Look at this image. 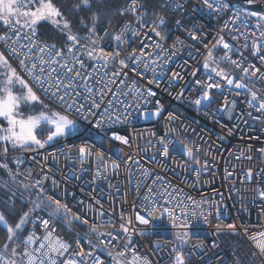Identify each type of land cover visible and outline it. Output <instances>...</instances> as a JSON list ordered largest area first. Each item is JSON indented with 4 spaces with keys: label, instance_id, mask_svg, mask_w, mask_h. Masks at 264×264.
<instances>
[{
    "label": "built area",
    "instance_id": "obj_1",
    "mask_svg": "<svg viewBox=\"0 0 264 264\" xmlns=\"http://www.w3.org/2000/svg\"><path fill=\"white\" fill-rule=\"evenodd\" d=\"M153 1L155 6L151 7L152 5L141 0H126L114 29L100 23L93 36L96 47L103 48L105 52L119 51V58L110 62L105 69L103 61L94 68V62L85 57L86 69L82 70L85 75L93 72L95 78H99L105 71L111 75L112 72L121 70L119 59H126L133 49L140 55V48L148 45L145 51L152 55L143 56L142 59L154 61L156 67L145 70L143 64H138L137 71L134 72L131 62L126 60L129 67L122 71L127 72V76L121 75L115 80L117 85L119 80H126L124 85L119 86L121 92H129V85L133 81L135 87L142 90L150 88L156 93L155 96L148 97L150 102L144 105L141 103L144 97L137 100L134 94L126 97L121 95L119 99L141 104V107L129 109L131 114L127 116L126 122H123L122 117L121 123L107 125L111 131L106 134L101 132L99 137L96 133L100 130L93 128V116L85 112L87 119H82L75 113H68L76 121L80 134L61 137L45 144L43 148L11 149L6 156L2 150L0 163L7 158L21 178L33 185L37 180L42 181L43 189L52 198L59 199L72 212L80 215L81 222L87 219L88 223H83V232L70 229L69 236L58 233L57 226L62 218L50 221L49 228H55L54 236L71 245L69 252L58 258V264L71 258L73 252L81 250L93 253L84 264H92L94 257H99L102 264H115L113 257L124 264H132L133 253L138 258L137 264H142L145 258L149 264H175L177 252L182 254L185 264H237L217 235L218 231L233 230L228 228L229 224L235 226L234 230L251 253H256L254 257L257 261L264 264V256L260 255L255 242L250 239L255 234L264 232V199L256 191L257 188L264 190V152H261L264 149V113L250 108L247 103L249 93L245 89L229 87L226 81L214 74L212 82L221 83L222 88L209 90L212 97L211 108H198L190 102L203 91L196 81L209 82L203 64L208 49L221 37L232 46L229 51L231 59L239 61L241 66L237 68L228 62L213 64L210 61L212 67L224 69L233 79H240L245 75L243 68H249L250 73L254 71L252 65L264 72V62L260 59L264 55V39L260 36L264 32V19H256L251 15L254 12L245 9L242 12L246 15L237 17L233 7L219 12H209L206 9L201 11L202 0ZM222 2L227 3L224 0ZM177 4L183 7L177 9ZM134 6L136 11L132 10ZM161 17L165 24L157 27V31L165 35L164 40H160L151 31ZM177 21L180 23L177 24ZM141 24L145 27L141 28ZM124 28H127L125 43L117 45L113 37ZM5 33L12 35L0 23V35ZM191 34H195L197 39L193 40ZM33 39L37 41L33 55L38 52L39 46L54 44L37 35ZM153 41L168 50L164 56H160V50L154 47ZM254 41L261 48L255 55L252 47ZM28 42L20 40L17 47ZM67 46V42L63 47L56 45L57 48L64 49ZM0 52H4L17 72L24 76L19 61L9 55L3 41H0ZM224 52L223 46L218 45L213 50V57L219 58ZM167 57H171V60L165 64ZM96 68H99V73ZM194 70L197 71L196 76L192 75ZM173 73H179L182 79L170 84ZM24 78L27 79L26 76ZM150 80L154 82L149 83ZM243 83L249 87L255 83L256 88L253 90H258V96L264 97V83L255 77L245 78ZM185 86L186 90L177 99ZM110 87L113 92L118 90L115 85ZM237 92L240 94L237 95ZM37 95L48 106L62 110L61 106L50 101L39 90ZM108 99L114 98L108 96L105 101ZM157 101L162 111L159 115L152 116ZM114 107L118 109V113H109L113 118L116 114H124L120 105ZM249 111L252 112L251 116L247 114ZM141 113H148V118ZM170 114L174 119L169 120ZM173 129L175 131L168 136L173 141L170 153L167 157H161L159 138ZM112 131L126 136L129 143L123 144L113 139ZM181 141L194 149L193 157L184 154ZM81 146H87L89 150L83 160L79 153ZM98 153H102V158L98 157ZM17 159L21 161L19 166L15 162ZM196 160L200 161L199 165ZM113 162L116 166H113ZM144 169L149 170L147 178L143 175ZM249 169L252 170L251 179L247 175ZM157 176L163 180L156 181ZM149 187L156 195L148 192ZM165 191L169 197L175 196L176 199L171 203L167 202V198L160 195ZM146 195L149 200L155 201V205L144 199ZM189 196L201 206L196 208L187 199ZM179 201H183L182 209L176 207ZM164 208L173 210L175 215L169 217L163 212ZM148 211H153L156 218L148 217ZM192 211L197 216L191 218L189 227H173V224L180 225L183 222L177 219L181 212L190 217ZM137 212L149 219V224L139 223L136 220ZM35 216L49 218L47 212L43 211H36ZM93 224L100 228L95 241L88 235ZM121 224L128 228L127 233L120 228ZM33 227L37 236L44 234L39 221L35 225L29 222L22 238ZM109 232L112 236L107 235ZM184 232L190 235L187 242L181 244L177 236ZM116 236L119 238L113 239ZM125 244L128 245L127 248L124 247ZM23 251L24 245L21 244V254ZM121 251L125 253L122 257L118 255Z\"/></svg>",
    "mask_w": 264,
    "mask_h": 264
},
{
    "label": "snow or ice",
    "instance_id": "obj_2",
    "mask_svg": "<svg viewBox=\"0 0 264 264\" xmlns=\"http://www.w3.org/2000/svg\"><path fill=\"white\" fill-rule=\"evenodd\" d=\"M203 8L209 12H219L228 9L231 7L228 3H223L222 0H202ZM249 4L253 3V0H247ZM81 7H84L86 10L90 9L91 4L90 0H81L80 5H75L72 9L73 11H79ZM142 7V5L140 6ZM180 4L176 5V8H182ZM133 11H136L137 8L134 6ZM235 16L239 17L240 15H246L240 10L234 9ZM251 15H256L251 13ZM99 16L97 13H93L90 17L91 26L83 18L80 20L82 27L88 28V34L84 37H81L78 33L72 32L71 23L64 18L62 12L57 8L52 0H0V23L5 26L12 35L5 33L0 35V41H3L7 51L10 56L16 58L19 61L21 70L24 72V76H21L15 67L9 62L8 57L5 56L4 52H0V120L6 122L7 126L4 127L0 124V142L5 144L3 148V153L6 156L8 152V145L13 149H31L32 146L37 148H43L45 144H48L59 137L67 136L70 134H80V129L77 126L75 120L71 119L68 113H75L79 115L82 119H87L85 112L88 115L93 116L95 123L93 124L94 129H99L100 132H97V137L100 136V133H107L111 131L107 125L117 124L127 121V116L131 113L128 112L131 108H140L141 104H132L130 101H124L119 99L121 95L128 96L129 94H134L136 99L139 100L141 97H144L142 104L147 105L150 101L148 97L155 96L156 93L149 89L142 90L139 87H135V81L129 85V92L119 91V86L124 85L126 80H119V84H116L115 78L120 77L121 75L127 76V72L122 70L129 67L130 61L132 65V70L137 71V65L143 64L145 70L149 67L155 68L156 64L154 61H145L142 59L143 56H150L152 53H147L145 49L148 45L140 48V55L136 54V50L133 49L127 54L126 59H119V64L121 70L112 72L111 75L105 71L99 78H95L93 72H88L85 75L82 70L86 69V63L84 58L87 57L89 61L94 62L93 67L95 68L96 64L100 61H103V67L107 69V66L110 62L115 61L119 58V51L116 52H105L103 48L96 47V39H93V36L96 33V22ZM264 19V17H258V20ZM45 21H50L61 33L66 35L67 48H57L55 44H43L39 46L38 52L32 53L35 51L37 46V41L33 39L37 35L38 26ZM180 22L177 21V24ZM165 20L161 17L158 19L157 26L153 27L151 31L160 38V40L165 39L160 31H157V27L163 26ZM145 27L144 24H141V28ZM28 31L25 32L24 30ZM139 35L140 33H134ZM127 35V28L121 29L118 35H115L113 39L117 42V45L125 43V36ZM13 36L15 39H13ZM261 39H264V32L260 34ZM193 40L197 39L195 34H191ZM86 41V43H81V40ZM20 40L29 41L28 43L20 44ZM154 47L160 50V56H164L168 51L164 49L162 45L156 41H153ZM222 45L225 49V52L219 58L213 57V50L218 46ZM254 52L257 54L261 51V48L258 47L257 43L254 41L252 45ZM232 46L225 42L223 37H221L212 48L208 49V55L205 58L203 67L208 76V81L197 80L196 84L200 85L203 88L202 94L197 97L195 100L190 101L198 108L203 107L206 109L211 108L212 97L209 90L212 88L220 89L222 88L221 83L212 82L215 77L220 78L222 81H226L229 87L234 86L235 89H245L249 93V98L247 103L250 108L254 109L258 113H264V97L258 96V90H253L256 88V84L253 83L252 87H249L248 84L243 83L245 78L255 77L260 82L264 83V72H261L260 69H256L254 65L251 68L255 69L250 73L249 68H243L244 76H241L240 79H233L232 75L227 73L224 69L219 67H212L210 61L213 64L228 62L232 65H235L239 68L240 62L237 60H232L229 56V51ZM28 49V51H24ZM175 55V53H173ZM23 57V58H21ZM160 57L158 56L157 59ZM261 61L264 62V55L260 57ZM171 60V57H167L164 63H168ZM96 72L99 73V68H96ZM197 71L192 72L193 76H196ZM214 74V76H213ZM106 77V78H105ZM182 77L179 73H173L170 78L169 83L179 82ZM83 81V83H80ZM154 81H149L153 83ZM112 85L117 87V91L113 92L111 90ZM37 90L42 92L50 101L55 102L57 105L61 106V111L50 110L47 105H43L40 96L37 95ZM186 90V86L181 89L180 95L177 96L179 99L183 91ZM240 93L237 92V95ZM111 96L114 99H108L105 101V98ZM83 101V103H81ZM43 105V110L37 114H29L25 116L21 112V108L24 106H34L35 104ZM88 105L86 108L85 106ZM114 105H120L124 109V114H116L115 118L109 113H118V109ZM103 108V111L100 109ZM96 110L95 112L93 110ZM231 111V109H228ZM162 111L159 102L157 101V107L154 112L151 113L152 116H157ZM248 116L252 115V112L249 111ZM142 116L148 118V113H141ZM174 119L170 114L169 120ZM47 126V137L44 140L38 138V131L42 130ZM175 131L169 130L165 133V136L159 138V143L161 145V150L159 155L161 157H167L170 153V145L173 144V141L168 139V136L171 132ZM155 135V134H153ZM112 138L120 141L123 144H128L129 140L124 135H119L115 131H112ZM183 152L188 157L194 156V149L189 147L187 144H184L183 141L180 142ZM198 150V148L196 149ZM261 152H264V149H261ZM80 157L83 160L85 156L89 153L87 146H81L79 148ZM98 157L102 158V153L97 154ZM131 159V157H130ZM155 159V157H153ZM16 164L19 166L21 161L17 159ZM200 161L196 160V164L199 165ZM207 162H205V165ZM113 166L115 162H113ZM0 168L8 169L6 163H0ZM8 174L12 176V172L8 169ZM29 176L31 171L29 170ZM149 170L144 169V177L149 176ZM99 175V173H98ZM248 178L252 177V170H248ZM27 178V177H26ZM95 179V177H94ZM163 180L162 177L157 176L156 181ZM154 181V183L156 182ZM6 186V185H5ZM55 186V182H54ZM25 188L28 185H24ZM32 187L40 189V193H43L42 181L37 180ZM112 187V185H109ZM258 195L264 199V190L257 188L256 190ZM148 192L152 195H156L153 192L152 188H148ZM161 196L167 198V202L171 203L176 199L175 196H168V193L161 192ZM145 200H149V197L146 195ZM188 200L192 201V197H187ZM48 203L45 204L44 200H39L33 204V207L28 211H25L21 214L19 220L13 225L8 222L3 213H0V227H3L7 231V238L3 245L0 247V264H58V258L64 257L71 248V245L64 241L60 237L54 236L55 228H49L51 220H59L63 218L67 223L71 224L76 221L81 220V216L77 213L71 211V209L66 205L62 204L59 199H53L51 196L47 197ZM149 203L155 205L154 200H149ZM196 208H199L201 205L192 201ZM176 207L183 208V201H179ZM50 209V211H49ZM37 210L47 211L48 219H45L40 216H35ZM163 212L169 217L175 215L173 210L164 208ZM148 217H153L154 212L148 211ZM35 216V219L33 217ZM197 213L195 211L191 212L190 217H186L183 212L181 216L177 219H181L183 222L180 225L173 224V227H182L187 228L191 222L192 217H196ZM205 219H207L205 217ZM136 220L139 223L147 225L149 224V219L144 215H141L139 212L136 214ZM39 221L40 226L44 230V234L37 236L35 228L29 231L28 235L23 237L19 236L31 222L35 225ZM110 222V221H109ZM82 223L87 224V219H84ZM131 223V221H129ZM120 228L127 233L128 228L124 224L120 225ZM228 228H235L234 225L229 224ZM97 227L95 224L91 226V231L95 232ZM107 235L112 236V233L109 232ZM190 235L188 232H184L182 235H178L177 239L181 244L187 242V238ZM119 237H113V239H118ZM255 242L256 248L259 250L260 255L264 256V232H260L250 237ZM19 241L24 245L23 253H18L15 247L12 248L11 253L8 252V245L10 242ZM90 243V242H89ZM111 243V241H109ZM36 245V246H33ZM199 246V245H198ZM215 246V245H214ZM95 247V246H93ZM125 248L128 247L127 244L124 245ZM111 255V253H109ZM119 256H124L123 251L118 253ZM256 253H253L255 256ZM92 252H73L71 258L64 259L62 264H84L89 257H92ZM80 257V259H76ZM115 264H124L122 261H116V258L113 257ZM138 258L133 253L132 264H137ZM92 264H102L99 257H94L92 259ZM142 264H149V261L145 258L142 261ZM175 264H185L184 257L180 252L176 253Z\"/></svg>",
    "mask_w": 264,
    "mask_h": 264
},
{
    "label": "trees",
    "instance_id": "obj_3",
    "mask_svg": "<svg viewBox=\"0 0 264 264\" xmlns=\"http://www.w3.org/2000/svg\"><path fill=\"white\" fill-rule=\"evenodd\" d=\"M126 0H90L91 7L90 9H85L81 7L79 11H73L75 5H80L81 0H52L54 5L60 9L64 18H66L72 27L73 33H78L81 37H84L88 34V28L82 27L80 24L81 18L88 22L91 26L90 17L93 13H97L99 18L96 22V30L100 23L106 24L114 29L120 16H121V7ZM145 4L155 6L153 0H141ZM37 36L46 42H51L57 45L58 47H63L67 42L66 35L62 34L60 29L53 25L50 21L42 22L37 29ZM86 43L83 39L80 41ZM32 108H37L38 105L30 106ZM24 110H27V107H22ZM46 127L38 131V134H41ZM5 144L0 142V151L3 150ZM33 147V146H32ZM13 149L8 146V150ZM3 163L8 165V169L11 170L12 176L8 174V169L0 168V213H3L5 218L9 223L15 224L21 214L25 211H28L33 207V204L36 201L34 193L36 190L31 186L30 182L21 178L13 170L9 160L4 158ZM6 185V186H5ZM24 185H28L27 188ZM44 193H47L46 190ZM43 193V194H44ZM38 211V210H37ZM58 233L61 235L69 236L71 234L70 229L79 231L83 230V226L79 222L67 223L63 218L58 223L57 226ZM26 229V228H25ZM25 229L19 233V236L22 238V235ZM7 238V231L5 228L0 227V247H3ZM222 244L227 248L231 256L236 260L237 264H260L257 259L251 254L249 248L243 242L242 238L234 236L233 243L226 241V238L220 239ZM15 247L18 253H21V243L19 241L10 242L8 245V252L11 253L12 248Z\"/></svg>",
    "mask_w": 264,
    "mask_h": 264
},
{
    "label": "rangeland",
    "instance_id": "obj_4",
    "mask_svg": "<svg viewBox=\"0 0 264 264\" xmlns=\"http://www.w3.org/2000/svg\"><path fill=\"white\" fill-rule=\"evenodd\" d=\"M231 7H233V8H235V9H237V10H240V11H244V9H242V7H240V6H238V5H236V4H232L231 5ZM256 15H254L255 16V18L256 19H258V17H262V15H264V14H261V13H255ZM38 105V107L37 108H32V107H30V106H26L27 107V110H24L23 108H21V112L25 115V116H27V115H29V114H37V113H39L41 110H43V105H47V104H45V103H43V105H41V104H37ZM48 106V105H47ZM48 108L50 109V110H56V109H54V108H52V107H50V106H48ZM56 111H58V110H56ZM72 119V118H71ZM0 124H2L4 127H6L7 126V124H6V122H4V121H2V120H0ZM46 127V129L44 130V131H42V133L41 134H38V138H40L41 140H44L46 137H47V134H48V132H47V126H45ZM62 137H64V136H62ZM61 137H59V138H57L56 140H58V139H60ZM55 141V140H54ZM53 142V141H52ZM101 142H103V141H101ZM8 146H10V145H8ZM11 147V146H10ZM33 147H36V146H33ZM31 185H30V187L33 185L32 183H30ZM35 190H36V192L34 193V196H35V199H36V201L38 202L39 200H44V202H45V204H47L48 203V201H47V197L48 196H50L48 193H44V191H45V189H43V193L42 194H39L40 193V189H38V188H36V187H33ZM54 199V198H53ZM55 200V199H54ZM38 211H43V212H47V211H45V210H38ZM49 211H50V209H49ZM77 222H80V224L83 226V223L81 222V220L80 221H77ZM84 226H83V230H84ZM83 230L82 229H80V232H83ZM100 231V228L99 227H97V230L95 231V232H93V231H91V227L89 228V230H88V235L89 236H91V238H92V240H96V234L98 233ZM217 235H218V237H219V239H221L222 237L223 238H226V241L227 242H229V243H233V239H234V236H238L239 238H240V235L238 234V232L237 231H235V230H224V231H218V233H217Z\"/></svg>",
    "mask_w": 264,
    "mask_h": 264
},
{
    "label": "water",
    "instance_id": "obj_5",
    "mask_svg": "<svg viewBox=\"0 0 264 264\" xmlns=\"http://www.w3.org/2000/svg\"><path fill=\"white\" fill-rule=\"evenodd\" d=\"M229 4H236L243 9L254 12L264 14V0H253V3L249 4L247 0H224Z\"/></svg>",
    "mask_w": 264,
    "mask_h": 264
},
{
    "label": "crops",
    "instance_id": "obj_6",
    "mask_svg": "<svg viewBox=\"0 0 264 264\" xmlns=\"http://www.w3.org/2000/svg\"><path fill=\"white\" fill-rule=\"evenodd\" d=\"M251 252V251H250ZM252 254V253H251ZM253 255V254H252Z\"/></svg>",
    "mask_w": 264,
    "mask_h": 264
}]
</instances>
